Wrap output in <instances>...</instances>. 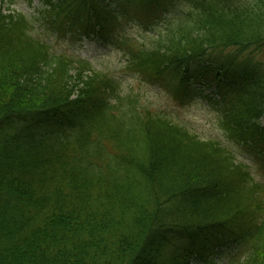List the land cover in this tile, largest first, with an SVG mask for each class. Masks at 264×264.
I'll return each mask as SVG.
<instances>
[{
	"label": "trees",
	"instance_id": "obj_1",
	"mask_svg": "<svg viewBox=\"0 0 264 264\" xmlns=\"http://www.w3.org/2000/svg\"><path fill=\"white\" fill-rule=\"evenodd\" d=\"M42 2L47 25L113 43L131 70L160 75L205 57L232 85L221 92L227 132L264 151V73L251 60L264 47V0ZM141 11L154 14L135 40L124 25L141 24ZM30 26L0 13V264H194L193 252L196 264H264V184L250 166L120 95L89 61L55 54ZM175 235L190 241L173 245ZM198 239L236 249L221 263L195 252Z\"/></svg>",
	"mask_w": 264,
	"mask_h": 264
},
{
	"label": "rangeland",
	"instance_id": "obj_2",
	"mask_svg": "<svg viewBox=\"0 0 264 264\" xmlns=\"http://www.w3.org/2000/svg\"><path fill=\"white\" fill-rule=\"evenodd\" d=\"M108 1L116 5L120 0ZM184 6L185 0H175L174 8L179 9ZM44 9L45 4L41 0H0L1 14L19 12L31 19L34 27L30 28L29 32L37 39L49 43L55 54H65L89 61L94 69L102 70L112 76L117 84L116 91L120 95L134 94L143 106L152 112H160L180 125L182 124L188 131L197 134L203 140L217 139L221 144L230 148L240 161L246 162L251 167L250 172L256 180L264 183V151H261V145L248 146L242 141L239 142L232 138L227 132L223 120L229 96L226 97V102L222 101L221 82L214 80L210 84L207 83V80H213L215 75L209 67L203 66L205 57L190 62L189 66L178 71L170 70L154 77L152 74L127 68L122 52L113 44H102L98 40L86 37L80 39V35L75 31L59 33L53 26H48L45 22L41 13ZM153 14L143 13L141 24L139 21H131L126 24L124 26L126 33L143 40L146 33L143 22H148L145 17H152ZM153 20L157 29L163 28L165 22ZM229 51H219L220 53L216 52L215 54L222 61ZM251 53V60L259 65V70L264 73V47L259 52ZM183 77L187 83L182 81L177 86L178 80ZM110 97L113 99V96ZM262 123L264 124V119H262ZM203 235L209 236L211 233ZM203 235H200L199 238H203ZM187 237L179 238L175 235L170 239H172L173 245L178 246L181 242L186 245L190 241ZM214 243L212 240L207 242L199 240L198 244L195 243V252L201 251L203 255L212 256L222 262L228 251L235 247L234 242V245H221V247ZM172 248L175 249V246ZM218 249L222 250L216 254ZM191 262L194 264L200 262L194 252Z\"/></svg>",
	"mask_w": 264,
	"mask_h": 264
},
{
	"label": "bare ground",
	"instance_id": "obj_3",
	"mask_svg": "<svg viewBox=\"0 0 264 264\" xmlns=\"http://www.w3.org/2000/svg\"><path fill=\"white\" fill-rule=\"evenodd\" d=\"M230 73L233 75V77H235V78H238V80L240 81V77L238 76V74H235L234 73V71L233 70H230ZM220 80H222L223 82H224V84H221V87L222 88H225L226 86H228V85H231V84H228V83H226V81H224L225 80V78H224V76H219V81ZM226 83V84H225ZM239 83V82H238ZM233 85H237V84H233ZM232 86V85H231ZM219 87V86H218ZM221 88V89H222ZM219 89H220V87H219ZM219 93V92H218ZM234 245V244H233ZM236 249V245H235V247H233V249L232 250H230V251H228V253H227V256L231 253V252H233V250H235ZM224 251H226V250H224ZM227 256H226V258H227ZM226 258L224 259V261H222V262H226ZM221 262V263H222Z\"/></svg>",
	"mask_w": 264,
	"mask_h": 264
}]
</instances>
